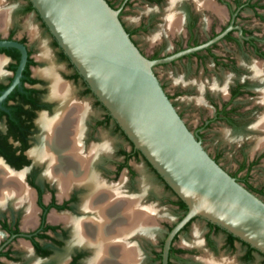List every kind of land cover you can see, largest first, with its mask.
I'll list each match as a JSON object with an SVG mask.
<instances>
[{"label":"flooded vegetation","instance_id":"flooded-vegetation-1","mask_svg":"<svg viewBox=\"0 0 264 264\" xmlns=\"http://www.w3.org/2000/svg\"><path fill=\"white\" fill-rule=\"evenodd\" d=\"M23 1V6L18 9L19 17H22L26 13L34 12L32 10L25 13L24 9L27 7V3L25 0ZM104 1L110 8L118 11V19L120 20L121 13L132 0H119L118 5H113L109 0ZM140 1L159 6L164 0ZM186 1H190L192 7ZM206 1L212 4V8L204 4ZM215 8L221 12L216 11ZM201 10L210 12L214 17H222L226 14V20L217 31L213 30L204 39L197 40L195 39L194 31L198 26ZM244 11L253 20H256L258 24L264 26V0H182L180 12L183 19V28L188 38L184 41L183 45L177 46L173 51L165 55L156 53L151 57L144 56L132 39V35L141 32L144 29V25H139L130 30L120 20L123 29L138 51L150 60L166 57L181 50L201 45L219 35L228 26L231 27L220 39L206 48L182 56L169 63L159 65H173L180 60L191 61L188 62L191 65L193 60L195 66L201 67L209 60L215 70L227 72L233 79L242 76V73L247 75V78L244 77L241 80L235 78L232 83L224 88L222 93L225 98L220 103H217L208 94L204 97V101L211 108L212 114L200 126L190 130L183 123L186 129L200 140V143L201 132L211 124L220 123L228 130L238 132L244 128L246 120L255 112L256 108L263 109L262 113L264 112V104L260 101L261 93L264 90V34H259L257 28L249 30L245 28L242 24L244 20H241V14ZM169 14L176 15L172 14V12H169ZM169 14L166 15L165 21L170 16ZM35 16L40 28L50 38L55 60L65 65L68 72L66 73L56 67L50 55V62L41 61L40 58L38 59V55L36 59L33 58L32 49L28 46L26 38L15 35L18 28L16 24L10 26L5 36H0V40L21 44L26 52V60L19 73L17 82L5 96L1 97L2 93L13 82L20 54L14 48H0V62H2L0 66V164L10 173L20 175L23 187L31 196V205L34 209V221L31 224H26L27 206L25 201L22 202L18 198H15V196H9L0 204V214L5 209L10 210V213L8 212L9 216L6 212H3L0 216V264H29L28 262H31L30 264H108L110 262L118 264L121 261L125 263L121 260L125 251L115 246L113 242L116 241L114 239H111L112 242L110 243L109 239L105 240L108 246L98 244L100 241L98 242L99 239L95 238V236L88 239L87 244L89 243L90 245L82 244L81 242L80 244L74 239L73 221L76 220L84 223L89 218V215L81 212L80 209L81 201L88 193L87 188L78 184L77 186L71 185L67 190L60 191L57 181L51 179L47 174V161H35L31 156L32 151L42 149L44 142L40 119L47 120V122L50 121L55 113V109L61 106V102L49 95L50 82L36 74L37 70L45 68L48 65L53 66L54 72L60 82L67 84L71 88L72 99L75 103H85L82 98H89L94 103L92 106L98 111V115L93 116L87 107L88 111L83 120H81L80 144L83 148L82 153L87 154L90 146L107 143L101 134L102 132H100L103 130L107 133L111 131L117 137L125 139L105 109L95 99L73 66L58 48L36 13ZM220 43L238 51L247 58V63L240 65L231 56L224 58L217 56L214 50ZM41 65V68L37 67ZM256 65H260L262 78L258 75L256 76L254 72ZM255 87H262L260 91H255L257 94L254 98L256 102L253 101L254 99H251V105L241 110L238 101L242 98H252L255 93L252 91V88ZM166 97L171 103L169 95L166 94ZM171 105L174 108L172 103ZM68 107L69 104L64 106L67 112L69 111ZM62 112L65 111L63 110ZM259 126L257 120L251 128L256 127L258 129ZM128 146V150H124L121 146H118L113 151L110 159H108L107 149L105 153L104 151L102 153L97 150V153L91 155L89 164L84 170L93 172L105 185L116 188L117 190H115L121 193V197L135 198L131 195L133 191L138 190L137 181L135 173L129 165V161L138 160L142 157L129 143ZM209 157L224 172L254 196L257 194L262 195L258 191L264 193V190H255L247 182L250 169L255 166L261 157H264V154L255 157L249 162L244 161L240 163L236 168L237 173H230L223 169L219 165L216 156ZM147 166L149 167L148 164ZM149 169L161 181L151 167ZM123 170L127 174L125 182L123 178L118 179ZM242 171H244V174L239 177L238 173ZM162 184L166 188L163 182ZM13 189L16 192V188ZM166 191L173 196L172 192L167 188ZM15 192L14 194L17 193ZM140 197L137 196L135 198L139 200V204L141 203ZM51 216H54V218ZM193 220L195 218L185 224L173 237L167 254V264H204L202 258L205 256L212 257L218 250L224 254H233L238 251L236 257L238 264H252L256 257L258 258V264H264L263 255L204 220L201 244H193L189 248L174 246V242L178 239L179 235L188 234L189 226ZM176 222L170 226H166L163 239ZM145 229L147 227L144 228L143 233L135 232L132 235L129 234L130 237H127L125 240L121 239L122 241L120 242L121 244H126L127 250L130 253L135 252V259H132V262L130 261L132 264H160L158 255L160 256L163 239L160 240L159 249L157 250L154 238V226L153 232L150 235ZM146 235L149 236L147 239L145 238ZM229 236L232 238L229 239ZM215 238H219L218 244H216Z\"/></svg>","mask_w":264,"mask_h":264},{"label":"water","instance_id":"water-1","mask_svg":"<svg viewBox=\"0 0 264 264\" xmlns=\"http://www.w3.org/2000/svg\"><path fill=\"white\" fill-rule=\"evenodd\" d=\"M89 91L122 136L185 206L184 215L166 233L160 264H167L173 237L194 218L230 234L264 256V203L224 172L185 127L157 82L152 69L206 48L211 40L172 55L150 60L132 43L118 11L104 0H27ZM14 48L17 82L26 60L24 47Z\"/></svg>","mask_w":264,"mask_h":264},{"label":"rangeland","instance_id":"rangeland-1","mask_svg":"<svg viewBox=\"0 0 264 264\" xmlns=\"http://www.w3.org/2000/svg\"><path fill=\"white\" fill-rule=\"evenodd\" d=\"M109 1L113 5H118L119 3V0ZM181 1L182 0H164L159 6H156L141 2L140 0H132L129 5L125 7L121 13L120 20L128 29L132 30L139 25H144V29L141 32L132 35L133 41L144 56L151 57L156 53L165 55L173 51L177 46L183 45L184 41L188 38L183 28V19L180 12ZM186 2L192 7L190 1ZM23 4V0H0V14L8 18V23L6 25L2 23V26H0L4 28L0 30V36H5L10 26L16 24L18 28L15 35L17 37L24 36L26 38L28 46L32 49L33 58L36 59L38 55L39 59L41 54L40 51L42 48H46L49 51L54 65L67 73L68 70L65 65L55 60L50 38L48 34L43 32L40 28L35 13L29 12L22 17L18 16V9L21 8ZM169 12L176 14L179 19L178 22L180 24L177 23L175 30L169 29L166 24L167 19L165 21V17ZM241 15V20H244L242 24L246 29L257 28L259 34H264L263 25L258 24L256 20H253L245 11L242 12ZM225 20L226 14L222 17H214L210 12L201 10L198 26L194 31L195 39L202 40L213 30L217 31L219 27L224 24ZM214 52L217 56L223 58L231 56L240 65L247 63V58L223 43H220ZM188 62L191 61L180 60L173 65L156 66L152 71L157 82L163 89L164 94L169 95L171 98V103L174 106L173 109L177 115L179 114L181 121L185 123L190 130H193L200 126L201 123L212 114V110L205 103L204 97L208 94L217 103H220V101L225 98L222 93L224 88L232 83L235 78L241 80L244 77L247 78V75L242 73V76L233 79L229 73L215 70L209 60L201 67L195 66L193 60L191 65ZM42 65L37 67L41 68ZM260 89H262V87H255L252 88V91H260ZM253 95L254 96L250 99L242 98L238 101L241 110L251 105V99L253 100L255 96H257L256 92ZM82 100L87 104L90 114L93 116L98 115V111L92 106L94 103L91 99L84 97ZM82 100L81 102H83ZM255 100L256 99L253 101L256 102ZM262 110L263 109L256 108L255 112L246 120L247 122L244 128L238 132L230 131L220 123L211 124L207 129L201 132L200 145L202 149L207 155L211 157L216 156L219 165L223 169L230 173H237L236 168L240 163L244 161L249 162L255 157L264 154V145H258L262 141L264 142V131H262L263 129L259 126V118L262 116ZM257 120L258 129L256 127L251 128ZM100 132H102L101 134L108 144V159L111 158L113 151L118 146H121L124 150L129 149L125 139L117 137L112 134L111 131H108V133L104 130ZM129 165L135 173L138 188L137 191L132 192L131 196L135 198L141 196L140 201L142 206L151 210L152 214H150V216L153 220H151V223L147 226L148 229L145 230L148 231L150 235L153 232L154 226V238L156 249L158 250L166 226H170L176 222L180 215V211L172 204L175 201V197L171 196L166 191L165 186L150 171L143 158L130 160ZM243 174L244 171L238 173V176L241 177ZM121 178H123L124 182L127 180L125 170H123L118 177V179ZM247 182L255 190H264V157H261L255 166L250 169ZM255 197L264 203V195L257 194ZM3 212H6L8 216L10 215L8 214V212L10 213L9 209L1 211V214ZM202 231L203 220L195 218L189 226L188 234L179 235L178 239L174 242V246L189 248L193 244H201ZM148 237L149 236L146 235L145 238L147 239ZM218 241L219 238H215L216 244L219 243ZM237 254L238 251L233 254H224L218 250L217 253L212 257L210 256V258L221 262L225 261L226 264H238L236 259ZM206 257L209 256L203 258L205 259ZM203 258L202 260H204ZM28 263L30 264L31 262ZM252 264H258L257 257Z\"/></svg>","mask_w":264,"mask_h":264},{"label":"bare ground","instance_id":"bare-ground-1","mask_svg":"<svg viewBox=\"0 0 264 264\" xmlns=\"http://www.w3.org/2000/svg\"><path fill=\"white\" fill-rule=\"evenodd\" d=\"M204 4L212 8L210 2L206 1ZM215 10L220 11L217 8ZM7 19L3 14H0V26H2V23L6 25L8 23ZM178 21L179 19L176 15H170L167 18V26L169 29L175 30L177 23L180 24ZM3 29L0 27V30ZM40 53L41 61L50 62L49 51L46 48H42ZM254 72L256 76L258 75L262 78L260 65L254 67ZM36 74L50 82L49 95L61 102V106L55 109L50 121L47 122V120L40 119L44 142L42 149L32 151L31 156L35 161H47V174L51 179L57 181L60 191L67 190L71 185L77 186L78 184L87 188L88 193L81 201L80 209L81 212L87 213L89 218L84 223L73 221L74 239L78 243L87 244L88 239L95 236V238L99 239L98 242L100 241L98 244L105 246H108L106 239H109V243L112 242L111 239H114L116 241L113 242L115 246L125 251L121 257V260L125 263L121 261L118 264H132V259H135V252L130 253L126 244H121L120 241L130 237L129 234L142 233L144 228L153 220L150 216L152 214L151 210L140 205L139 200L135 198L121 197V193L117 192L116 188L105 185L93 172L84 170L89 164L92 154L94 155L98 151L102 153L104 151L105 153V150H108L107 143L97 145L99 147L90 146L88 153L86 152L87 154L82 153L83 148L80 144L81 120H83L88 111L86 103H75L72 99L71 88L67 84L60 82L52 65L37 70ZM261 102L264 104V90L261 93ZM68 104L69 111L67 112L64 106ZM63 110L65 112H62ZM259 125L264 131V112L259 118ZM261 143L258 145H264L263 141ZM13 188H16L17 193ZM9 196H15L20 201L26 202V224H31L34 221V209L31 205L30 194L23 187L20 175L10 173L0 164V204ZM51 217L54 218V216ZM87 245L90 244L88 243ZM203 261L204 264H226L225 261L221 262L210 257H206ZM108 264H113V262Z\"/></svg>","mask_w":264,"mask_h":264},{"label":"trees","instance_id":"trees-1","mask_svg":"<svg viewBox=\"0 0 264 264\" xmlns=\"http://www.w3.org/2000/svg\"><path fill=\"white\" fill-rule=\"evenodd\" d=\"M26 3H27V7L24 9V12H28V11H32V7L30 6V4L27 2V0H25ZM137 152V151H136ZM166 188L168 189V187L166 186ZM169 190V189H168ZM260 194L264 195L263 192H260L258 191ZM174 196V195H173ZM175 197V196H174ZM174 206L177 207L178 211H180L182 214L179 216L178 220L181 218V216L185 213L186 209H185V206L184 204L178 200L176 197H175V201L172 203ZM232 238L231 236H229V239ZM160 258V256L158 255V259Z\"/></svg>","mask_w":264,"mask_h":264}]
</instances>
